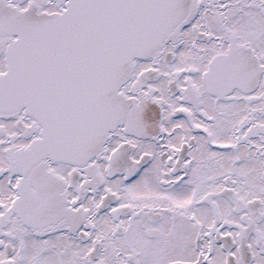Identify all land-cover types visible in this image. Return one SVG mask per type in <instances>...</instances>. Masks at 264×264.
<instances>
[{"label": "snow or ice", "instance_id": "1", "mask_svg": "<svg viewBox=\"0 0 264 264\" xmlns=\"http://www.w3.org/2000/svg\"><path fill=\"white\" fill-rule=\"evenodd\" d=\"M0 264H264V0H0Z\"/></svg>", "mask_w": 264, "mask_h": 264}]
</instances>
